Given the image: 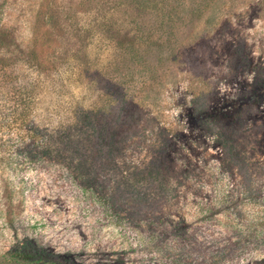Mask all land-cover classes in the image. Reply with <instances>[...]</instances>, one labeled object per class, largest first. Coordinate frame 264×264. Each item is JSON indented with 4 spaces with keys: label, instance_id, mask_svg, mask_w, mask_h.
<instances>
[{
    "label": "rangeland",
    "instance_id": "374dc122",
    "mask_svg": "<svg viewBox=\"0 0 264 264\" xmlns=\"http://www.w3.org/2000/svg\"><path fill=\"white\" fill-rule=\"evenodd\" d=\"M181 1L194 11L201 6L203 16L179 22L172 35L157 24L158 19L144 16L141 24L151 32L147 40L153 45L143 51L156 72L146 74L138 68L137 78L131 79L120 50L85 23L81 0H0L2 25L10 34L6 47L0 48V143L9 137L15 141L21 133L12 131L10 123L14 89L20 84L35 89L32 122L39 126L38 136L24 141L22 154L0 149V264L24 241L67 255L77 264H264V197L248 201L237 193L241 215H215L227 191L244 187L235 168L225 166L222 171L220 147L213 137L202 134L190 113L200 93L210 115L217 107L232 108L242 98L248 101L251 92L259 93L261 112L248 104L247 124L238 132L236 144L253 166H264V0ZM118 9L112 26L125 32L117 41L128 42L133 28L126 22L136 12L125 3ZM38 22L47 37L63 44L51 51L85 63L83 73L72 62L46 79L15 61V49L31 44ZM126 79L129 85L120 84ZM109 87L134 88L135 101L147 108L141 111L140 125L151 122L144 131L150 144L160 135H151L153 127L180 134L179 154L169 156L175 168L189 171L190 177L178 176L180 195L168 206L164 223L144 221L131 227L123 213L112 212L104 197L88 191L65 166L38 157L45 149L38 142L46 140V129L68 126L78 108L109 105L112 99L105 91ZM186 123L191 129L179 132ZM157 140L162 144L165 136ZM5 144L11 149L16 145ZM148 147L146 142L128 157L142 162L148 159ZM164 150L159 160L166 159ZM225 253L227 258L219 260Z\"/></svg>",
    "mask_w": 264,
    "mask_h": 264
},
{
    "label": "trees",
    "instance_id": "16d2710c",
    "mask_svg": "<svg viewBox=\"0 0 264 264\" xmlns=\"http://www.w3.org/2000/svg\"><path fill=\"white\" fill-rule=\"evenodd\" d=\"M181 0H81L83 18L85 23L93 25L96 32L100 30L98 36H106L107 43L110 47H117L120 50V59L125 61L128 67V76L132 79L135 77L138 68L140 72H151L152 62L148 61L147 51L153 45L152 39L147 40L150 31L147 26L142 25L141 21L144 16L150 15L154 22L158 19L157 24L166 27L169 35L173 34V28L179 22H194L203 16L202 7H198L197 11L187 9V4L181 5ZM126 4L135 15L130 17L129 24L133 29V33L127 36L132 40L128 42L117 41V37L121 36L122 29H116L112 25L114 18H117L118 8L121 4ZM0 7V48L6 47L5 42L9 41L10 34L8 29L2 25V10ZM46 30V28H45ZM47 32L49 31L46 30ZM86 33V31L84 30ZM95 34L93 35H96ZM132 34V35H130ZM97 36V35H96ZM57 41V40H56ZM82 42V39H79ZM63 44L55 43L52 37H47V33L39 24L34 28V34L31 44L24 47L23 50L16 48L14 59L27 65L40 77L52 78L53 74L60 71V68L69 64L83 73L84 65L82 61L75 60L74 57L68 55L56 56V51L51 49L55 46ZM154 64V63H153ZM73 66V67H74ZM137 78V77H135ZM129 79L120 82L122 85H129ZM111 84V83H110ZM143 85H146V77L143 78ZM134 86V85H133ZM33 85L25 86L20 84L15 90L11 107L13 116L12 131L21 132L17 138L4 140L0 143L2 151L10 152L8 154H22V146L24 141L33 140V136H38L39 126L32 122V114L37 109L36 97ZM125 88V86H123ZM116 91L110 89L105 90L112 103L102 107H94L89 110L74 111V116L68 126L60 127L57 130L46 129V140L43 143L38 142L41 148L42 156L48 158L49 161L59 163L70 171L88 191H92L106 199L109 208L115 214L123 213L127 220L126 224L134 227L133 224H143L144 221L164 223V215L167 214L168 206H173L174 202L179 198V188L182 186L178 176L187 180L190 172L182 170L179 172L174 166L172 155H178V144L180 143L178 130L151 129V135L161 137L165 136V142L154 139V143L150 144L151 138L145 135V123L140 125L143 117L141 111L147 108L139 101H135L134 88L127 89L116 88ZM264 89V84L261 86ZM134 92V94H133ZM248 101L242 98L240 105H234L232 108H216L213 115L209 114L208 106L205 99L201 98V93L194 98L193 108L191 109V118L195 116L200 130L204 136L214 138V142L218 144L222 151L224 165L220 168L233 167L236 169L237 175L241 178L243 187L237 191L232 189L224 194L217 203L219 209L215 211V215L222 212L233 213L236 217L241 215L239 208L240 201L237 199V193L242 199L248 201H258L264 197V166L256 164L252 165L242 151L237 149V135L242 126L246 123V111L248 104L252 109H260L259 93L251 92ZM134 96V97H133ZM208 114V116H207ZM138 115V116H137ZM193 115V116H192ZM4 115L3 124L7 127V120ZM144 121V118H143ZM191 125L189 123L181 124L179 132L189 131ZM7 133L9 130L6 128ZM45 132V130H44ZM119 132V133H118ZM240 139V138H239ZM14 142L15 147L11 149L10 143ZM149 144L146 148L149 156L144 161H133L128 154H133L138 148H142V144ZM37 145V147H38ZM163 146V148H162ZM10 147V148H9ZM166 155V159L159 160V152ZM39 153V155H40ZM169 154H172L169 156ZM12 155V156H13ZM37 156H35L36 158ZM177 174V177L175 175ZM180 174V175H179ZM176 178V179H175ZM175 179V180H174ZM174 180V181H173ZM173 181V182H172ZM260 183V184H259ZM222 251V250H221ZM219 260L226 259V253L219 255ZM218 261H213L216 263ZM5 264H77L67 255L48 253L43 247L31 241H24L14 246L4 258Z\"/></svg>",
    "mask_w": 264,
    "mask_h": 264
}]
</instances>
